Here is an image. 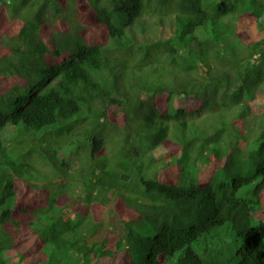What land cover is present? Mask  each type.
I'll return each mask as SVG.
<instances>
[{"label": "trees", "instance_id": "1", "mask_svg": "<svg viewBox=\"0 0 264 264\" xmlns=\"http://www.w3.org/2000/svg\"><path fill=\"white\" fill-rule=\"evenodd\" d=\"M8 128L0 264H210L226 224L264 264V0H0Z\"/></svg>", "mask_w": 264, "mask_h": 264}, {"label": "rangeland", "instance_id": "2", "mask_svg": "<svg viewBox=\"0 0 264 264\" xmlns=\"http://www.w3.org/2000/svg\"><path fill=\"white\" fill-rule=\"evenodd\" d=\"M130 30V33L139 43L150 40L156 41L159 39H168L173 33V28L170 23L157 26L154 24L149 15L139 19L137 24ZM10 133L12 134L13 131L11 128H8L4 133H0V136L2 134L8 136ZM66 161L68 168L73 169V171L77 168L75 165L77 164V160L74 157L69 155L66 158ZM80 192L81 188L76 187L73 195H78ZM80 203L82 207L85 206L83 201H80ZM75 209H77V207H75ZM104 218L106 222L112 221L117 227H120V229L123 227L121 226L119 217L115 216L108 209L104 213ZM200 242L201 244L199 242H195L192 245V248L199 255H201L206 262L210 264H238V252L241 248V243L237 240L236 236H234L230 224L215 228L211 234L202 235ZM176 257H178V255ZM7 258L11 263L15 264H17L20 260L13 252H8Z\"/></svg>", "mask_w": 264, "mask_h": 264}]
</instances>
